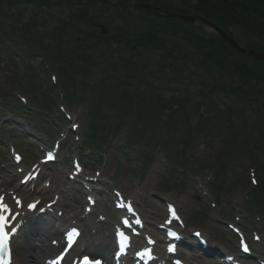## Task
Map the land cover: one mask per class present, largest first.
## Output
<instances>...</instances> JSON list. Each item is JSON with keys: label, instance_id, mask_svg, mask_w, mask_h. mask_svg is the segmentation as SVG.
<instances>
[{"label": "trees", "instance_id": "trees-1", "mask_svg": "<svg viewBox=\"0 0 264 264\" xmlns=\"http://www.w3.org/2000/svg\"><path fill=\"white\" fill-rule=\"evenodd\" d=\"M133 1L179 15L199 16L216 25L240 47L256 52L264 50V0ZM63 6L65 8L62 11H68L71 22L61 19L58 21V29H52L53 33L57 32L56 42L66 40L76 45L75 51L81 47L82 51L87 53L86 49L89 54L82 51L78 55L75 52L69 54L67 66L57 61L61 56H56L57 59L49 58V61L44 59L43 66L57 73L66 102L70 103V93L73 91L75 94L80 91L91 93L89 130L85 135L84 146L91 138L97 137L95 129L100 123L110 121L111 124H116L119 121L121 126L122 123L131 121L136 124V121L144 117L140 110L147 109L140 106V95L136 97L135 88L138 84L135 77L124 72L135 65L147 74L150 79L148 84L154 86L155 92L171 96L169 103H156L152 99L151 106H156V109H152L153 114L151 111L146 114L144 122H148L153 136L146 132L143 138L148 137L154 143L164 144L175 129L183 126L180 119L187 123L196 120V127L188 130L190 137L197 133L198 128L217 129L216 136L213 137L219 139L221 151L217 153L220 163L212 186L215 196L223 188L228 162L238 155L248 154L244 149L246 143L238 138L242 135L246 142H250V147L256 138L262 136L263 142H259V146L264 145V62L249 60L234 52L230 46L215 34L206 32L199 24L156 18L120 0H0V24L3 21H13L22 27L23 10L49 11ZM98 20L108 22V25L105 24L108 35H103L101 29L96 31L94 27L99 23ZM115 20H120L122 27L113 28L111 22L114 23ZM131 28H134L133 33ZM73 29L79 33L76 41L73 40L74 34L71 35ZM3 43L0 38V44ZM50 49L54 51L51 46ZM28 53L31 57L40 55L33 48L28 49ZM103 57H111L108 63L111 68L104 72L99 71L100 66H96V61ZM155 57L158 58L155 64L149 62ZM178 63L185 70L188 69L196 79V83H191L190 88L187 81L179 77ZM90 66L98 71L95 86L85 85L82 81L74 84L76 77L85 74ZM63 71H66L65 75ZM118 74H124L125 77V81L120 77L118 83L114 80L119 85L114 88L119 92L120 99L110 94L107 85H104L107 88L101 85L108 83V79H116ZM201 79H206V82H199ZM177 83L184 85L186 92L175 88ZM196 85L199 90L194 92ZM121 86L131 89L129 98L126 97L128 92L120 90ZM49 89L51 91L50 86ZM189 89H193L192 97L189 96ZM34 91L32 86L26 88L28 94H34ZM77 96L71 99L75 100ZM4 99L6 111L12 114L13 107L10 106L8 97L4 96ZM218 106L222 110H217ZM164 109L168 110V115L163 117L160 113ZM35 119L30 118L34 124L38 123ZM165 121L167 124H164ZM104 140L105 136L99 138V142ZM135 140L136 136L129 134L126 145H131ZM260 150L264 151V148L261 147ZM183 151L180 156L185 159L187 151ZM138 155L144 156V153L140 151ZM250 159V165L259 166L260 160L256 156H251ZM261 185L259 180L258 187L251 194L248 208L251 209L250 212L257 210L264 217V188Z\"/></svg>", "mask_w": 264, "mask_h": 264}, {"label": "rangeland", "instance_id": "rangeland-1", "mask_svg": "<svg viewBox=\"0 0 264 264\" xmlns=\"http://www.w3.org/2000/svg\"><path fill=\"white\" fill-rule=\"evenodd\" d=\"M64 8L65 6L49 11H32L31 9L23 10L24 14L21 22L22 27H19L18 24L14 23L13 21H3L0 24V38L4 41V43L0 45V100L2 99L1 96L3 94L17 95V98H20L22 96L20 92H25L26 88L32 86L33 90H35V93L30 94V99L31 101L33 100V104H36L38 107H42L43 112L47 113L50 111L49 113L52 116V119L55 118L60 120V118H62L60 114V108H63L66 114L70 116V123H54V125L57 126V133L65 138L60 139L59 137L57 140H62L63 144H66L65 147L68 150L67 153L60 151L58 159L59 163L57 165L44 167L43 172L45 177L48 178L49 182H44L43 185L46 183L50 184V181H52V186L50 187L51 193L46 196L47 200H50L56 195V197H59V200L61 201L63 210H66L68 213L72 211L81 214L83 212L85 202L81 198L75 201V188L67 182V175L70 173V166H64L63 160L66 158H78V149L82 138L81 136H83V133L88 128L89 106L92 104V95H90L91 93H83L81 91L79 94H75L76 92L73 91V93H70L71 98L76 95L78 96L75 100L70 98V104L67 102L62 104L60 101H56V97L60 99V93L57 90L50 92L48 88L50 83H54L52 77L55 76L54 70H48V68L43 67L44 59L49 61V58H56V56H61V59L56 58L57 61L67 66L68 55L73 52L78 55L82 51L81 47H78L79 45L77 46L78 50L75 51L76 45L68 43L66 40L61 43L56 42L57 32L53 33L52 29H58V21L60 19L71 22V20H69L70 15L68 11H62ZM46 19L47 21H45ZM98 22L99 23H97V25L94 27L96 31L99 32L101 29L100 31L103 35H108L109 33L107 34L105 30V24L108 25V22H105L104 20H98ZM111 24V26L116 29L122 27L120 20H115L114 23L111 22ZM133 30L134 28H131V32ZM73 34L75 36L73 40L78 39V31L73 29L71 35ZM50 46L54 49V51H51ZM30 48L35 49V52H38V54L40 53V55L31 57L28 53V49ZM85 51L87 53L84 51L82 52L89 54L86 49ZM27 59L28 62L26 63L25 61ZM110 59L111 57H103L96 61V66H100L99 71L104 72L106 69L111 68L110 66L108 67ZM157 60L158 58L155 57L151 58L149 62L155 64ZM177 66L180 69L179 77L185 79L190 88L191 83H196L195 77L191 72L187 71L188 69L185 70V67L180 63H178ZM96 71L97 70L94 71V67L92 68L90 66V68H87V71L84 72L85 74L76 77L74 84L76 83L77 85V83L82 81L83 83L85 82V85L95 86V83L97 82L96 73L98 72ZM185 71L187 73H184ZM124 72H128L127 74L135 77V82L138 84L135 88L136 97L138 98L140 95V106H145L147 110H140V113L144 114V117L139 121H136V124H132L130 121L129 123H122L120 126L119 121H117L116 124H111L110 121H108L107 123H100L96 126V134L99 136H105L106 141L103 143L105 144V147L93 155V161L97 163V160H99L102 164H91L90 166L93 170L91 171L92 173L89 172V174L95 177L97 173L102 175L100 180L108 184L105 186V188H103L105 192H109V190H115L125 195V197H129L134 200L135 204H138L140 213L145 217L146 221L149 222L150 227L160 224V222L165 218V205L167 202H170L178 207L182 218L191 227L194 229H205V234L211 241L212 247L220 246L221 243L218 236H221L225 233L227 234L228 232V230L222 228V225L225 226L226 223H229L236 226V222L243 221L244 215L240 209L242 206V201L249 190L244 191L237 189L236 191L233 190L231 192L230 189H232V187L229 185L233 184V182H236L239 179L240 174L243 173L242 176H244V170H246V168H248L249 164L251 163V156H256L260 160L258 171L256 172L257 178L260 180V183L262 184L261 186L264 188V170L262 171L264 168V151L260 150L261 147L264 148V145L259 146V142H263L262 136L256 138L250 147V142H246V139H244L242 135L238 138L239 140H242L244 143H246V148L244 149L248 154L244 156L238 155L231 162H228L226 166L227 174L225 177L226 186H228L227 192L221 194L218 197V207H215L207 192V184L209 182L208 177L190 178L192 175H189V177L184 180L178 179L177 184L179 185L174 184L173 180L171 179V173L169 171H165L168 169L165 158L171 154L180 156L178 153H182V150L185 149L187 151V159L191 162V167H189V169L191 171H198L200 167L204 166V162H209L208 156H211L212 158L214 147L211 143V140L213 136H216L215 133L217 132V129L211 128L213 131L211 133V129L209 128H198L197 133L190 137L188 130L190 127H196V120H192L191 122L187 123L184 119H180V122H182L183 126L175 129L172 132L173 135L170 134V139H168L164 145H160L158 142L154 144V142L148 139V137L143 138L146 132H149V134L152 133L151 137L153 136V130L148 125V122H144L146 119V114L149 111H151L153 114L152 109H156V106H151L153 104L152 99H154L156 103H169V98L171 96L170 94L155 92V90H153L154 86L148 84L150 79L148 78L147 74H145L139 66L135 65L134 67H128ZM65 73L66 71H63L64 75ZM120 77L122 81H125L124 74L121 76L118 74L116 79H114V77L113 80L108 79V83L101 84L102 87H108V89H110V94H114V98L119 99L121 98L118 97L119 92L114 87L116 85L119 86L116 83H118V79ZM114 80H116V83ZM199 82H206V79H201ZM177 84L178 86L175 88H179V90H182V92H186L184 91V85H180L179 83ZM104 85H107V87ZM196 87L197 88L195 90L189 89V96L193 94V91L195 92L199 90L197 85ZM120 90L128 92V94L131 92V89L125 88L123 86H121ZM128 96H130V94L126 97ZM217 110H222V107L218 106ZM160 114L162 116L168 115V110L164 109ZM106 115L109 114L106 113ZM134 116L138 117V115ZM18 117V119L22 122L23 117ZM7 119L8 116H0V178H5L6 180L11 179L12 176H16L17 174V170L10 165L11 161L9 148L10 146H14V144L20 145V141L22 139L21 133L15 131L11 124H3ZM164 124H167V121H165ZM73 125H76L78 128L74 132L76 134L72 135L70 128L73 127ZM26 130L30 133H35L34 135L38 136L43 141L46 140L38 130L33 131L31 124H27ZM130 131L136 136V142L132 144V147L124 151L122 147L125 145L127 136L129 134L131 135ZM66 132L68 133L66 134ZM139 141L145 142L147 146H149V143L154 146L153 149L155 152L154 155L151 156L152 159H146L144 156L137 158V150L139 148V144H141ZM44 142L46 143V141ZM32 143L33 139L25 141L22 144V148L19 150L22 155H27L26 151L32 149L30 146ZM46 144H48V142ZM86 154L88 155V152ZM246 156L249 158H246ZM142 159L150 160L149 166H145L146 168L144 170L139 167L140 163H138V160L142 161ZM25 167H28V165L26 164ZM48 168H50V170H47ZM190 170L188 171L190 172ZM177 174L179 173H176V175ZM251 174H256L255 169L251 168V170H249V178H252ZM176 175L173 174V176ZM113 177L114 179H112ZM245 180L246 175L244 181ZM248 181L250 182L249 179ZM18 182L19 178L15 177L14 183ZM175 186H180L181 190H176ZM160 187L165 191H159ZM99 188L100 185L95 187V191L97 192ZM60 189H63V193L60 195L55 194L59 192ZM97 199L98 201L103 202L102 197L97 196ZM197 200L201 201L202 204L209 208L210 215L206 218L207 220L205 219L204 221L206 223L205 227L190 223L191 217L193 216L194 218H198L199 222L203 220V216L198 212L200 206ZM102 211L106 212V221L114 222V220L108 216L107 208H102ZM160 215L161 217H159ZM219 218H223L224 221L220 223L221 225L216 227L214 224L221 221ZM249 220L250 219H246V223L251 224V229L245 228V230L247 232L255 231L260 236V243L253 245V248L255 250L259 249L260 258L264 260V224L254 220V218L252 219V222ZM150 227L147 228V232L154 234L155 228L152 229ZM108 228V226L101 227L100 224L97 223L94 229L89 231V233L85 231L86 235L84 236H94L98 238L101 234H108ZM210 229H213L214 233H217L218 236L212 235ZM48 231L49 229L44 228L43 226H37L33 230V234L35 237L39 238ZM190 231L186 232L190 233ZM111 232L112 230L109 228V235H111ZM194 264L213 263L206 260V258L202 256L200 258H195Z\"/></svg>", "mask_w": 264, "mask_h": 264}, {"label": "bare ground", "instance_id": "bare-ground-1", "mask_svg": "<svg viewBox=\"0 0 264 264\" xmlns=\"http://www.w3.org/2000/svg\"><path fill=\"white\" fill-rule=\"evenodd\" d=\"M13 180H14V178H12L11 180H6L1 184L3 192L12 191L13 195H16L18 198L23 199L24 202H26V203L37 201L40 198L39 196H31V197L28 196L29 194L27 192V189L24 187H20V185H16V186L13 185V183H12ZM58 206H59V204H58ZM108 234H109V230H108ZM109 238H110V235H108L107 240L104 239V241H102L98 244H96V243L91 244L92 246H95L93 248H95L96 254H101L103 251H105L106 249L111 247V243L109 242L110 241ZM148 249L149 248H147V250H146V248H145V250L147 252V253H145V255L148 254V252H149ZM149 250H150V252H152L153 249H149ZM54 251H55V247H52L51 245H48V244L41 246V249H40V246H33V247H29V248L27 247L26 249L23 248L20 251V253H19V251H17L15 258L18 259V260H16L18 262H22L20 260V258H22L23 260L25 259L26 260L25 264H43V262H44L43 257L50 255Z\"/></svg>", "mask_w": 264, "mask_h": 264}, {"label": "water", "instance_id": "water-1", "mask_svg": "<svg viewBox=\"0 0 264 264\" xmlns=\"http://www.w3.org/2000/svg\"><path fill=\"white\" fill-rule=\"evenodd\" d=\"M123 2L131 4L134 8L143 10L150 15L160 17V18H170V19H176L180 20L182 22L188 23V24H194L197 22L202 23V26H206L208 29H210L212 32H214L225 44L229 45L236 53L255 61H264V51L261 53L254 52L252 50L243 49L238 46V44L229 36L224 34L218 27H216L214 24L198 17V16H180L168 12H164L161 10H155L151 5L146 4H136L132 0H123Z\"/></svg>", "mask_w": 264, "mask_h": 264}, {"label": "snow or ice", "instance_id": "snow-or-ice-1", "mask_svg": "<svg viewBox=\"0 0 264 264\" xmlns=\"http://www.w3.org/2000/svg\"><path fill=\"white\" fill-rule=\"evenodd\" d=\"M73 127H76V125H73ZM46 159L51 160L53 159V156L51 153H49L46 157ZM77 170L78 167H77ZM97 175H99V173H97ZM255 183V181H254ZM16 205L20 204L19 200L15 201ZM36 207V204H29L28 208L29 209H33ZM15 211V209L11 206H9V204H7L4 201L3 197H0V251L5 252V255H7V247H8V234L5 232V227L6 225L10 224L12 221H17V216L15 214H13ZM172 211V210H170ZM174 211H173V215H174ZM9 231L12 233H15L17 231L16 226L14 224L11 225V227H9ZM73 232H75V229H73ZM257 239H259L257 237ZM241 246L243 251H248V248L246 245H244V242L241 241ZM82 264H100L99 261H96L94 259L90 260L88 255H84L83 256V262ZM177 264H179V262H177Z\"/></svg>", "mask_w": 264, "mask_h": 264}]
</instances>
